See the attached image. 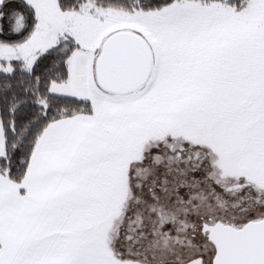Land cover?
<instances>
[{
  "label": "snow or ice",
  "instance_id": "obj_1",
  "mask_svg": "<svg viewBox=\"0 0 264 264\" xmlns=\"http://www.w3.org/2000/svg\"><path fill=\"white\" fill-rule=\"evenodd\" d=\"M0 264H264V0H0Z\"/></svg>",
  "mask_w": 264,
  "mask_h": 264
}]
</instances>
